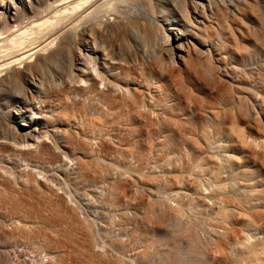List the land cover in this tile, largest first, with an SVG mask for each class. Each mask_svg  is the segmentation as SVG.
Listing matches in <instances>:
<instances>
[{
    "label": "rangeland",
    "instance_id": "374dc122",
    "mask_svg": "<svg viewBox=\"0 0 264 264\" xmlns=\"http://www.w3.org/2000/svg\"><path fill=\"white\" fill-rule=\"evenodd\" d=\"M55 1L0 0V29L29 27L34 20L41 22L49 15V5ZM211 1L217 2L214 12L208 14L207 18L198 16L193 27L196 35L206 36L205 49L199 48L203 56L220 41V45L225 41L230 44L221 18L216 13L224 15L234 27H241L236 12L242 9L247 14L249 27H264V0H231L232 5H223L220 0ZM244 2L255 4L257 10L253 15L243 6ZM135 12L141 11L136 9ZM99 31L96 30L94 40L100 47L113 43L112 38ZM98 32L104 35L99 41ZM115 40V52L121 50L127 59L139 55L140 46L133 44L136 40L133 33L124 32ZM148 44L149 58L153 59L155 41L148 39ZM153 63L155 78H158L163 66L156 60ZM228 65L235 67L237 64L228 57ZM241 69L239 66L236 70L237 78L243 82L242 95H251L254 92L253 84L249 75L238 72ZM44 72L49 77L42 82L44 86L41 91L31 88L30 84L27 91L31 94L18 92L15 100L6 106L9 113L22 108L23 103L26 109L32 105L41 109L39 120L45 122V128L35 142L45 146L43 149L36 151L30 146L32 142L26 141L28 127L16 126L20 121L16 114H13V118H7L4 115L6 111L0 109V264H212L214 259L222 261L220 264H264V246L261 242L264 240V212L260 207L256 208L257 213L252 210L259 203L256 189L248 186L239 190L243 205L236 202L231 208L233 212L237 210L234 214L240 222L230 229L228 238L221 241L224 248L218 253L212 251L214 241L225 234L227 223L224 221V224L217 214L211 215L210 212H217L220 204L205 199L206 190L196 181L194 174L179 168L185 176L170 177V173L177 169L169 164L173 154L156 150L153 140L142 138L137 148L134 139L127 136L130 126L118 121L122 112L119 103L108 109L106 118L94 112L96 103L92 105V95L86 92L81 74L68 72L65 58L44 67ZM132 73L137 84L142 85L143 93H155L148 102L157 108L158 90L150 82L152 79L138 71ZM176 86L177 81L173 79L169 87L175 90ZM74 91L79 96H75ZM24 96L26 100H22ZM189 108L191 104L184 101L174 110L180 112ZM60 119L65 121L56 130ZM142 128L152 133L155 126L143 125ZM49 137L54 142H49ZM104 137H110V142H104ZM98 150L103 161L96 160L90 154ZM67 159H77L80 163L76 176L66 177L57 168ZM26 177L42 180L48 185L47 188L53 187L56 191L47 195L11 187V181L20 182ZM135 184H139V187ZM138 189L143 190L140 192ZM65 203L78 207L92 225H81L71 216ZM244 207L253 218L246 215ZM169 208L174 209L172 213ZM178 208L183 215L177 211ZM175 209L176 213L179 212L177 216L174 215ZM159 211L166 214L162 216L165 220L162 218L158 226L164 222L165 225L158 229L155 237L149 231L150 217L158 215ZM190 220L195 221L190 222L195 224L193 227L185 224ZM181 225H187L188 229L181 230L184 229ZM177 233L179 236H175ZM234 237L238 243L234 242ZM247 237L250 244H260L249 261L242 259L248 252L247 245H244ZM93 244L96 245L95 252L85 250L86 246ZM110 244L115 246L118 255L116 261L98 254L105 246V249H110Z\"/></svg>",
    "mask_w": 264,
    "mask_h": 264
},
{
    "label": "bare ground",
    "instance_id": "6f19581e",
    "mask_svg": "<svg viewBox=\"0 0 264 264\" xmlns=\"http://www.w3.org/2000/svg\"><path fill=\"white\" fill-rule=\"evenodd\" d=\"M220 1L223 5L233 4L231 0ZM216 6L217 2L211 0H56L49 5V15L41 22L34 20L29 27L0 29V109L6 111L4 115L7 118H13V114H16L20 120L16 126L28 127L26 141L32 142L30 146L36 151L43 149L45 146L35 142L45 128V122L39 120L41 109L35 105L26 109L23 103L22 108L9 113L6 106L15 100L18 92L31 94L27 91L30 84L31 88L41 91L44 86L42 82L49 77L44 67L65 58L67 71L81 74L86 92L92 95V105L96 103L94 112L106 118L108 109L119 103L122 112L118 121L130 126L127 136L134 139L137 148L142 138L153 140L156 150L173 154L169 164L177 169L170 173V177L181 176L183 172L179 168L192 172L206 190V193L202 191L205 199L219 202L217 212L210 213L221 217L227 223V228L223 232L225 234L222 233L213 243L212 251L217 252L224 248L221 241L228 238L230 229L240 222L234 214L237 210L233 212L231 208L232 204L242 202L240 189L248 186L256 189L259 203L252 210L257 213L256 208L260 207L264 212V27H249L247 14L242 9L236 12L241 27H234L215 10L230 44L225 41L220 45V41L215 48L207 47V55L203 56L199 48L205 49L206 36L196 35L193 27L198 16L207 18ZM243 6L252 15L257 10L255 4L244 2ZM136 9L141 12L136 13ZM98 29L112 38L113 43L100 47L94 40ZM127 31L133 33L136 39L133 44L140 46L139 55H132L128 59L121 50H114L116 37ZM99 35L98 41L104 36ZM148 39L155 41L153 59L149 58ZM228 57L236 62L235 67L228 65ZM154 60L163 66L158 78H155ZM239 66L242 69L238 72L249 75L253 84L254 92L251 95H242L243 82L237 78L236 70ZM132 71L146 74L152 79L150 82L158 90L157 108L148 102L155 93H143L142 85L137 84ZM173 79L177 81L175 90L169 87ZM74 94L79 96L76 91ZM22 100H26V96ZM184 101L191 104V108L175 112V107ZM64 121L59 120L56 130ZM143 125L155 126V129L149 133L143 130ZM48 139L54 142L52 139L50 141V137ZM102 140L110 142V137ZM45 145L51 148V145ZM90 154L96 160L102 157L100 150ZM55 160L58 161L57 158ZM78 167L80 163L77 159H67L62 165H57L66 177L76 176ZM11 183V187L19 191H38L47 195L56 191L53 187L47 188L48 185L35 177H26L20 182L13 180ZM136 186L139 187V184ZM65 205L81 225H92L78 207L69 203ZM169 210L172 213L174 209ZM176 210L173 214L177 216L180 211L178 208L179 212L176 213ZM243 211L253 218L245 207ZM158 213H154L153 217L150 215L149 231L155 237L158 229L165 225L163 221L158 226L166 212ZM191 221L185 224L195 223ZM249 221L252 222V219ZM182 227L184 229L179 226L181 230L188 229L187 225ZM175 236H179L178 233ZM233 239L238 243L235 237ZM244 242L248 252L242 259L249 261L260 244H250L248 237ZM261 242L264 246V240ZM94 247V244L86 246L85 250L93 253ZM114 247L111 245L110 249H105V246L98 254L116 261L118 255ZM211 262L220 264L222 261L214 259Z\"/></svg>",
    "mask_w": 264,
    "mask_h": 264
}]
</instances>
